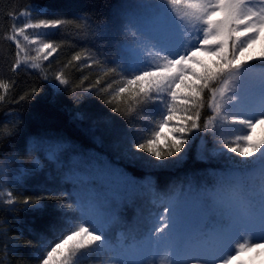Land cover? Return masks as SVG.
I'll list each match as a JSON object with an SVG mask.
<instances>
[{"label":"snow or ice","instance_id":"obj_1","mask_svg":"<svg viewBox=\"0 0 264 264\" xmlns=\"http://www.w3.org/2000/svg\"><path fill=\"white\" fill-rule=\"evenodd\" d=\"M159 3L162 12L153 38L127 22L126 38L111 60L87 51L73 60L85 61V68L95 65L103 77L113 78L97 91L107 93L104 103L112 112L131 117L126 153L131 161L149 170L167 169L184 160L192 143L207 140L212 147L201 145L199 158L224 157L227 167L215 173L211 187L183 191L173 186L167 192L150 188L155 208L147 216L138 213L143 229H129L114 239L113 232L123 224L122 198L82 201L72 193H49L19 201L3 190L9 172L0 164V205L22 202L26 209L43 213L45 202L53 201L59 210L37 236L39 264H264V135L258 137L256 131L264 128V0ZM32 12L48 16L38 8ZM65 26L86 37L93 34L84 17L29 18L22 27L11 28L5 39L16 47L12 70L21 65L42 69V61L57 51L53 42H46L49 30ZM28 29L39 38L34 56L19 39H29ZM54 80L67 89L64 72ZM100 84L97 79L95 85ZM59 85L53 87L60 91ZM10 87L0 80V103ZM36 94L32 89L20 99ZM7 123L11 127L0 125V140L18 134L16 117ZM62 148L59 141L49 144V156L57 159ZM11 182L19 186L21 181L13 176ZM126 182L132 187L137 183ZM18 250L19 245L12 249Z\"/></svg>","mask_w":264,"mask_h":264},{"label":"trees","instance_id":"obj_2","mask_svg":"<svg viewBox=\"0 0 264 264\" xmlns=\"http://www.w3.org/2000/svg\"><path fill=\"white\" fill-rule=\"evenodd\" d=\"M134 1L0 0V80L11 85L5 102L0 103V125L11 127L7 121L14 116L18 133L0 140V164H5L9 172L6 177L9 182L4 183L3 190L11 191L17 200L49 193H72L79 200L77 176L98 167L99 162L118 166L134 178L152 177L153 187L160 192H167L181 181H191L197 187H211L214 183L213 173L217 172L218 165L199 158L202 140L192 143L178 165L161 170L115 162L106 153L105 145L114 139L130 143L131 117L112 112L104 103L107 93L102 96L97 91V88H106L113 78L103 77L101 69L95 65L83 67L85 61L77 62L73 57L87 51L102 61L111 60L126 38V23H132L130 6ZM37 7L48 13V16H41L42 19L84 17L92 24L93 34L87 37L78 34V29L72 26L57 29L46 41L53 42L57 51L42 62V69L21 65L13 71L16 47L5 36L16 27L17 17ZM61 71L69 80L67 89L54 80L55 74ZM97 79H101L100 85H95ZM53 84L59 85L61 90L57 91ZM84 88H92V92H83ZM32 89L37 90L35 96L20 99ZM72 89L76 92L73 93ZM87 102L93 108L90 114L81 109V105ZM91 119L101 121L99 133L90 130ZM133 123L143 124L139 120ZM199 135L204 136L203 133ZM57 141L63 144V148L58 158L53 159L48 154V145ZM203 141L209 148L210 141ZM34 161L39 162V167H34ZM13 176L20 178L19 186L11 182ZM45 203L48 207L43 213L26 209L22 202L12 206L0 205V264H39L37 236L46 231L59 211L55 202ZM9 208H15V211H9ZM125 208L122 210L123 222L135 221L139 210L134 202ZM16 245L19 250L14 253L12 249Z\"/></svg>","mask_w":264,"mask_h":264},{"label":"rangeland","instance_id":"obj_3","mask_svg":"<svg viewBox=\"0 0 264 264\" xmlns=\"http://www.w3.org/2000/svg\"><path fill=\"white\" fill-rule=\"evenodd\" d=\"M37 8L42 12H46L44 8ZM32 9L33 8H30L28 12L21 14L15 19L16 27H22L23 23L26 22L29 18H32V22H36L37 19H42L41 16L36 17L35 13L32 12ZM130 10H132L133 26L142 35L148 38H153L157 28V18L162 12L159 0H135L130 6ZM56 30L57 29L49 31L53 34ZM25 34L29 37L28 40H24L23 37H19V39L21 40V43L28 49V54L34 56L36 55L35 49L39 46V38L37 37L36 32L31 29L26 30ZM33 39H37L38 43L31 44L30 41ZM27 67L32 68L30 66ZM113 86L114 88L116 87L115 84ZM81 109L83 113L90 114L92 113L93 108L92 105L87 102L81 105ZM90 127V130L96 134L99 133L100 129H102V123L101 121L97 122L91 119ZM256 131L258 137L264 135V128H257ZM201 145H205V142L203 140L200 143L199 152ZM105 146L107 147V155L111 157L115 162H124L130 164L131 166L141 167L138 163L131 161L126 155V153L130 149V143H125L122 140L114 139ZM211 147L212 144L210 145L209 149H211ZM208 160H211L218 165L217 172H220L227 167L226 159L224 157L209 156ZM77 178L78 188L80 191L79 200L87 201L92 198H99L102 200L115 202L116 200L122 198L124 202L122 210H126L125 206H127L128 203L134 202L137 211L139 210V214L142 216H147L149 211L154 210L155 208V206L151 203V194L149 191V189L153 187L152 177L134 178L118 166L99 162L98 167L96 166L90 171L80 174V176H77ZM131 179L137 182L134 187L130 186L126 182ZM213 179L215 180V172L213 173ZM173 186L181 187L183 191H187L189 189V186L193 188H200L191 181L176 182ZM196 215L197 213L195 211L191 213L193 221L195 220ZM120 227H118V230L117 232H115V234L113 233L114 239L118 237L121 232L127 233L129 229L137 227L141 230L143 229V225L137 224V219L130 223L123 222Z\"/></svg>","mask_w":264,"mask_h":264}]
</instances>
